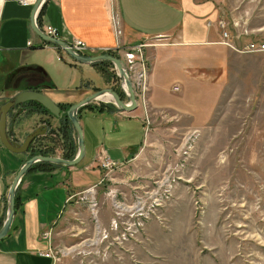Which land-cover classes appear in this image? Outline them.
Listing matches in <instances>:
<instances>
[{
    "label": "rangeland",
    "instance_id": "1",
    "mask_svg": "<svg viewBox=\"0 0 264 264\" xmlns=\"http://www.w3.org/2000/svg\"><path fill=\"white\" fill-rule=\"evenodd\" d=\"M210 1L228 20L236 45L264 42V0ZM227 52L229 78L205 126L179 130L159 120L146 131L145 123L140 154L110 173L103 170L94 188L96 207L80 201L81 194L73 196L58 223L72 238L58 247L76 246L64 259L71 264H122V258L137 264L138 257L145 264H264V52ZM243 64L252 70L242 72ZM93 110L79 115L81 128L87 125L91 134L93 154L102 144L112 161L121 159L126 121ZM60 135H50L53 144L42 142L61 152ZM84 147L80 167L91 155ZM81 174L78 178H84ZM48 195L54 218L67 204L62 194Z\"/></svg>",
    "mask_w": 264,
    "mask_h": 264
},
{
    "label": "crops",
    "instance_id": "2",
    "mask_svg": "<svg viewBox=\"0 0 264 264\" xmlns=\"http://www.w3.org/2000/svg\"><path fill=\"white\" fill-rule=\"evenodd\" d=\"M20 1L0 0V107L24 90L40 91L57 104H73L101 88L116 86L120 89L113 65L104 66L108 72L104 75L94 64L77 62L62 49L45 43L31 27L34 4ZM217 18L224 17L210 0H45L36 22L40 26L56 27L61 39L84 41L89 47L87 55L142 44L150 64L149 123L165 120L176 129L187 130L207 124L219 99L218 90L229 78V47L219 43L216 25H207L208 20L214 22ZM58 56L62 59L58 60ZM247 67L243 64L241 71H246ZM248 68L252 70V66ZM104 101L103 105L96 102L92 105L126 121L122 124L126 138L119 143L121 159L113 160L123 164L142 150L143 135H146L145 110L137 104L134 110L123 111L112 107L108 100ZM82 110L94 111L90 107ZM42 126L58 129L62 122L31 104L16 105L7 113L6 132L18 143ZM82 129L86 152H91L85 164L79 166L83 157L72 167L35 168L21 179L15 192L11 228L0 240V264H71L64 258L53 260L42 253L72 239L60 230L58 223L64 220V214L72 206L73 196L86 187L97 186L105 174L96 166L95 159L100 154L109 158L108 152L101 151L100 144L93 154L87 125H82ZM67 130L77 152L75 130L69 127ZM53 140L47 134L42 141L53 144ZM149 141L147 138L145 142ZM56 150L53 148L55 154L61 156L62 148L61 152ZM31 156L29 148L14 153L0 141V222L6 216L8 188ZM84 171H87L85 176ZM80 173L84 178H78ZM53 192L58 196L62 194L67 204L54 218L49 213L48 202V194ZM45 233L49 234L47 238L43 237ZM122 259V264H130ZM145 263L146 259L138 257L137 264Z\"/></svg>",
    "mask_w": 264,
    "mask_h": 264
},
{
    "label": "water",
    "instance_id": "3",
    "mask_svg": "<svg viewBox=\"0 0 264 264\" xmlns=\"http://www.w3.org/2000/svg\"><path fill=\"white\" fill-rule=\"evenodd\" d=\"M45 0H36L33 5L32 13H31V27L33 31L44 41L47 43H52L62 49L71 59L81 62L84 64H93L97 62H110L117 71V76L119 78V82L123 89L127 101H124L119 93L112 88H101L90 95L86 96L82 100L71 104L68 109L65 111L67 118L69 119L71 125L73 126L76 133L77 140V152L75 156L71 159H67L61 156L56 155H42V154H34L30 158H28L21 168L15 174L7 192L6 197V216L0 226V240L5 237L12 225L13 216L15 214V192L18 184L20 183L23 176L27 173L28 169L37 162H46L51 163L61 167H72L77 165L82 158L84 157L85 147H84V138L83 132L80 125L79 110L98 100H101L99 97L103 94H109L111 98L108 100L112 102L119 110L123 111H132L137 107V100L132 88V84L130 79L128 78L127 72L125 70V64L123 60L119 57H116L112 54L101 53L97 55H84L80 54L74 50H72L67 43L61 38L50 37L38 27L36 24V16L38 14L39 9L43 5ZM28 101H36L40 103L43 107H45L53 116L60 118L63 115V111L59 107V105L54 102L51 98L40 91L35 90H24L16 95H14L10 100L6 101L0 107V141L1 143L11 152L20 153L28 150L31 141L37 136L44 135L46 133V128L44 126L36 128L31 134H29L22 143H18L10 138L6 132V117L8 111L19 104H23Z\"/></svg>",
    "mask_w": 264,
    "mask_h": 264
},
{
    "label": "built area",
    "instance_id": "4",
    "mask_svg": "<svg viewBox=\"0 0 264 264\" xmlns=\"http://www.w3.org/2000/svg\"><path fill=\"white\" fill-rule=\"evenodd\" d=\"M20 2L23 4H32V3L34 4L36 0H21ZM36 19H37V16H36ZM115 23L117 25V21ZM212 23L216 25L219 31V34H220L219 43L220 44L227 46L241 53L264 52V42L250 41L241 47L236 46V44L234 43V36L232 35L230 24L228 20H226L225 18H217L214 22L210 20L207 21L208 26H211ZM36 24L44 32V34L50 37L59 38V31L56 27L52 25H48V24H44L40 26L37 22ZM237 26H238V23L234 22V27H237ZM63 40L67 43V45L72 50L80 54L87 55L89 47L84 41L77 39V38L68 39V40L63 39ZM142 47H143L142 44H134V45L126 46V47H118L112 50L113 51L112 55L121 58L125 64V70L127 72L128 78L131 81L132 88H133V91H134V94L137 100V104L142 105V107L145 110L144 120H145V123L147 124V127L145 129L147 131V128L149 125V120L147 116V90H148L149 66L143 55ZM57 59L61 60L62 58L58 56ZM116 74H117V71H116ZM123 89L125 88L122 87L120 84V91L125 96ZM174 89L177 90L178 87H174ZM56 134L59 135V132L56 131ZM56 134L53 133L50 135L55 136ZM32 144H33V148L35 149L48 148V146H45L43 142L39 143V141H36ZM95 162H96V166H98L102 170H105L106 173H110L113 169L121 165L120 162L112 161L109 158L102 156V155H98L97 158L95 159ZM95 187L96 185H93L79 192V194L81 195L78 197L80 201H87L88 205L91 208H94L97 205V202L95 201V189H94ZM48 235H49L48 233H45L43 237L47 238ZM74 252H76V248L70 247V246L69 247H59V248L50 247L48 248L47 251H45L42 254L53 260H59L63 257H67L73 254Z\"/></svg>",
    "mask_w": 264,
    "mask_h": 264
},
{
    "label": "trees",
    "instance_id": "5",
    "mask_svg": "<svg viewBox=\"0 0 264 264\" xmlns=\"http://www.w3.org/2000/svg\"><path fill=\"white\" fill-rule=\"evenodd\" d=\"M47 43V42H45ZM47 44H52V43H47ZM54 45V44H52ZM56 46V45H55ZM57 47V46H56ZM58 50H61L59 47H57ZM108 54H113V51L112 50H108L107 51ZM95 66L98 67V69L104 74V75H108V72H107V69L104 67V66H112V64L110 62H97V63H93ZM116 78H118V76L116 75ZM114 90H116L119 95L121 96V98L123 99L124 98V95L123 93L120 91L119 88H113ZM27 104H31L39 109H41L42 111L52 115L45 107H43L40 103L36 102V101H28V102H25L23 104H20V105H27ZM59 107L61 108V110L63 111V115L60 117V120L62 122V126L59 127L58 129H54V128H51L49 126L46 127V134L44 136H37L36 138H34L30 145H29V149L31 150V155H34L36 153H39V154H42V155H53L55 154V152L51 149V148H45V149H40V148H33V144L34 142L36 141H39V143L42 142V140L47 136V134H53L55 133L56 134V131L60 132L61 135H60V138L63 139V142H64V147L62 148V157L64 158H67V159H71L75 156L76 154V144L75 143H72V140L69 136V133H68V130L67 128H71L72 130H74L73 126L71 125L69 119L67 118L66 114H65V111L68 109V107L71 105L69 103H58ZM112 107H115V105L111 104ZM85 107H90L92 109L95 108V106H93L91 103L82 107L79 112H78V115H80V111L82 109H84ZM98 110H101V108H96ZM57 135V134H56ZM55 167H61V166H57V165H54V164H51V163H46V162H37L35 164H33L29 169L28 171H30L31 169H35V168H39L41 170H49L50 168H55ZM15 201H16V197H15ZM16 204V203H15ZM1 223L2 221L0 222V226H1Z\"/></svg>",
    "mask_w": 264,
    "mask_h": 264
},
{
    "label": "bare ground",
    "instance_id": "6",
    "mask_svg": "<svg viewBox=\"0 0 264 264\" xmlns=\"http://www.w3.org/2000/svg\"><path fill=\"white\" fill-rule=\"evenodd\" d=\"M99 98L102 100H109L111 98V96L106 93V94L101 95Z\"/></svg>",
    "mask_w": 264,
    "mask_h": 264
}]
</instances>
